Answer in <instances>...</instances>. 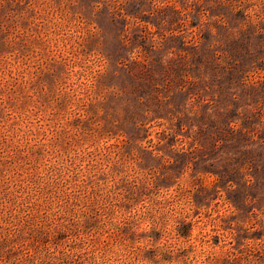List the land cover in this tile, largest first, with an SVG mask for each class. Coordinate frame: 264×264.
I'll return each mask as SVG.
<instances>
[{
  "label": "rangeland",
  "instance_id": "obj_1",
  "mask_svg": "<svg viewBox=\"0 0 264 264\" xmlns=\"http://www.w3.org/2000/svg\"><path fill=\"white\" fill-rule=\"evenodd\" d=\"M0 264H264V0H0Z\"/></svg>",
  "mask_w": 264,
  "mask_h": 264
},
{
  "label": "trees",
  "instance_id": "obj_2",
  "mask_svg": "<svg viewBox=\"0 0 264 264\" xmlns=\"http://www.w3.org/2000/svg\"><path fill=\"white\" fill-rule=\"evenodd\" d=\"M24 227H19L18 231H23ZM63 230H60V232H58L59 235H63ZM21 233V232H20Z\"/></svg>",
  "mask_w": 264,
  "mask_h": 264
}]
</instances>
